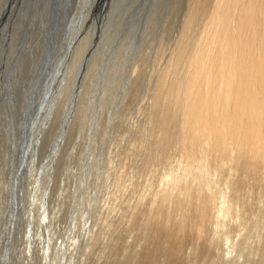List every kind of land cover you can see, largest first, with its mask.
I'll list each match as a JSON object with an SVG mask.
<instances>
[{
  "label": "rangeland",
  "instance_id": "374dc122",
  "mask_svg": "<svg viewBox=\"0 0 264 264\" xmlns=\"http://www.w3.org/2000/svg\"><path fill=\"white\" fill-rule=\"evenodd\" d=\"M193 1L81 0L76 5L80 22L77 33L71 37L75 45L68 59L66 76L54 108L51 112L48 111L37 139H28L30 145L36 148L37 159L34 166H28V170H25L24 188H20L18 198L20 205L15 216L10 217L12 191L8 177L13 170L12 159L21 152L24 139H11L4 127L12 125L13 121L16 131H19L23 83L31 63L29 55L18 58L11 76L12 101L1 90L0 84V237L6 233L11 235V242L5 241L11 246L7 264H58L60 248L64 246L67 252L70 245H74L77 258L71 264L77 263L78 259L80 261L84 251L87 253V264H129L131 254L136 251L139 260H150L148 264H221L219 258L222 260L223 244L219 245L221 240L217 235L214 238L211 236L212 242L215 241L211 242L212 245L208 242V236L197 240L195 234L192 232V236L188 230L182 231L179 234L181 236H175L177 239L173 237L165 244L162 240L155 241L148 251L138 245L141 238L140 222L151 205V193L160 189L158 185L162 181V175L175 166L178 155L175 139L170 138V135L167 139H158V135L153 133L155 130L149 117L152 113L149 112L152 111L150 99L159 76L169 66L168 60ZM214 2L215 0L205 1L204 15L194 25L196 36L203 35L206 16ZM7 3L8 0H0V61L5 66L4 79L16 59V45L24 26L23 18L14 23L4 19ZM95 10L101 16L97 29ZM32 29L34 30V25ZM39 33L37 29L34 30V41ZM32 50L35 54L36 49L32 47ZM90 52L91 56L83 72L82 86L78 88L77 77ZM73 95H76V99L71 104ZM3 109L11 110V116L4 114ZM172 128L173 124L170 125L171 131ZM149 144L150 147L153 146V152L150 151L154 155L147 150L150 149ZM157 149L164 155H161L159 161L150 158L155 154L160 155ZM144 160H151L148 168ZM40 171L45 172L44 177L36 180ZM43 192L48 197H43ZM33 194L35 197H31ZM143 194L144 198L138 201L139 195ZM80 200L83 203L77 212L76 204ZM137 202L139 203L136 204ZM33 204L36 206L32 207ZM38 205L47 206L49 213L44 217L48 220L43 218ZM143 206L145 209L141 208ZM132 208L134 211L129 213ZM129 214H132L130 218ZM117 218L124 219L118 221ZM9 220L11 225L8 227ZM89 221L93 223V227H97V234L92 247L86 251L83 237ZM160 221L157 222L158 225L153 223V230L158 226L159 229L164 227V218ZM29 225L32 227L30 232ZM213 228L216 231L215 225ZM103 229L107 232V238L101 245ZM242 232L239 237L244 239L246 234L244 230ZM110 238L116 239L115 246L118 249L117 246L114 248L117 251L112 246L102 253L104 247L111 246ZM43 240L49 241L48 260L44 258L46 250L42 247ZM0 241L2 243L1 239ZM256 241L253 243L254 249L258 245ZM29 246H32L33 252L30 260L26 261ZM1 252L2 248L0 264L3 260ZM246 257L251 259V264H259L261 260L260 256L254 260L245 255ZM66 264L70 263L67 261Z\"/></svg>",
  "mask_w": 264,
  "mask_h": 264
},
{
  "label": "bare ground",
  "instance_id": "6f19581e",
  "mask_svg": "<svg viewBox=\"0 0 264 264\" xmlns=\"http://www.w3.org/2000/svg\"><path fill=\"white\" fill-rule=\"evenodd\" d=\"M205 1L194 0L189 5L169 66L159 76L150 99L153 133L158 139H167L169 135L175 139L178 155L175 166L162 175L160 189L150 190L151 205L143 214V221H139L142 225L138 226V245L148 251L155 241L165 244L188 230L197 240L208 236L211 245L215 242L211 236L220 238L221 264H251L245 255L253 260L260 256L259 264H264V0H215L205 18L203 35L196 36L194 25L204 15ZM152 147L147 150L152 151ZM158 154L150 158L159 161L163 154ZM149 161L144 160L146 167ZM144 196L139 195L138 201ZM43 197L48 194L43 192ZM132 211L133 208L129 213ZM46 212L48 215V209ZM163 218L164 227L153 230V223ZM89 227L83 237L86 251L97 234V227L90 221ZM243 230L246 235L241 239L239 234ZM100 238L102 245L107 238L105 229ZM254 241L258 244L255 249ZM115 242L116 239L112 240L102 253L114 248ZM49 251L46 250L45 260ZM32 252L29 246L26 261ZM136 252L130 253L129 264L150 263L139 260ZM80 257L75 264H87L85 251ZM73 259H77L75 248L70 245L66 262L71 264Z\"/></svg>",
  "mask_w": 264,
  "mask_h": 264
},
{
  "label": "water",
  "instance_id": "95a60500",
  "mask_svg": "<svg viewBox=\"0 0 264 264\" xmlns=\"http://www.w3.org/2000/svg\"><path fill=\"white\" fill-rule=\"evenodd\" d=\"M80 2L81 0H8L7 3L4 19L6 18L11 23L22 18L24 20L21 36L16 45V59L9 67L5 79L3 73L5 66L0 61L1 90L4 91L10 101L13 99L11 76L14 72V66L21 55L31 57V63L23 83L19 131H16L13 121L12 125L4 127L5 132L11 135V139H24L20 148L21 152L12 159L13 170L8 177L11 181L10 188L12 191L10 217L15 216L20 205L18 198L21 193L20 188H24L25 170H28V166H34L37 159L35 156L36 148L30 145L28 139H37L38 131L43 127L48 111L51 112L54 108L55 100L59 96L64 82L63 78L66 76L68 59L75 45L72 43L71 37L77 33V26L80 22L75 7ZM97 10L94 13L98 19L96 29L99 28L97 25L100 23L99 18L101 17H99L100 13ZM33 25L34 30L40 31L36 41L33 40ZM77 36L78 34L75 37ZM32 47L36 49L35 54H33ZM90 56L91 52L81 65L76 84L78 88L82 86L83 72ZM74 99H76V95L72 96L71 104ZM1 110L0 107V112ZM2 112L9 117L11 116V110L3 109ZM11 220L7 223L8 227L11 225ZM0 239L2 240V243L0 241V250L2 248L3 256L1 263L7 264L11 256V246L8 244L11 242V235L9 233L2 234ZM6 240L8 243H5Z\"/></svg>",
  "mask_w": 264,
  "mask_h": 264
}]
</instances>
